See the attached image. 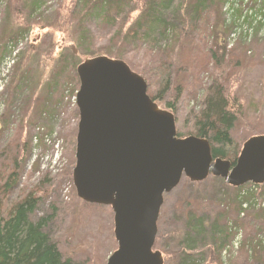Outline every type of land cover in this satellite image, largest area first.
<instances>
[{
  "label": "rangeland",
  "instance_id": "1",
  "mask_svg": "<svg viewBox=\"0 0 264 264\" xmlns=\"http://www.w3.org/2000/svg\"><path fill=\"white\" fill-rule=\"evenodd\" d=\"M195 1H175L174 9L175 6L181 7L180 12L170 16L168 21L171 28L174 26L177 36L164 42L160 51L149 50V54L145 47L143 51H136L135 60H131V56L127 60L132 68L141 73L156 61L153 59L163 58L170 63L173 81L176 80L173 88L180 89L181 97L177 103L175 99L168 100L175 108L169 111L176 116L178 130L183 136L188 133L189 121L201 113L205 88L212 83L211 69L216 64L209 66V55L217 53L220 57L224 52L218 49V32L225 26V17L221 14L224 2L219 1L217 7V0H200L201 9L195 7ZM229 1L236 4L233 11L241 10V5L245 4L244 14L248 16L244 17V22L254 28L250 30L253 32L246 42L247 46L239 45L226 50V60L230 63L228 59L232 55L234 67L224 64L227 72L231 73L226 92L237 98L243 109V120L236 124L233 131L234 139L242 143L252 135H264V0ZM64 2L69 5L70 0H42L36 8L37 5L32 6V0H0V150L14 137L20 143H29L26 164H23L27 169L20 173L18 188L10 196V203L16 202L22 194L35 191L42 200L33 220L54 215L47 232L58 243L63 256L82 264H106L118 248L114 237V214L109 207L92 206L81 201L76 196L72 173L76 165L79 123L75 103V95L80 87L77 67L86 59H91L95 50L107 43L97 44L96 48L94 42L92 45L85 43L81 50L75 39H71L64 28L55 24L56 11ZM201 12L207 18H202ZM208 35L212 37L205 39V42L203 37ZM37 43L39 48L31 50V45ZM7 44L9 48L6 49ZM15 51H19V54L11 70L6 67V62L15 56ZM124 52L130 53L131 49ZM207 64L208 68L205 67ZM160 104L168 110L163 103ZM48 137L56 139L53 143L60 140L61 145L51 149L43 142ZM36 138H39V144ZM32 161L40 162L41 172L37 171L38 166L34 167L35 171L29 169ZM43 173L49 174L43 189V192L49 191L48 196L36 191L41 186L38 181L45 175ZM59 174L61 178H57ZM241 188L242 193L249 196L248 204L258 198L256 204L262 202L264 186L247 184ZM234 194L221 178L212 176L200 183L184 178L165 197L155 247L164 254L165 264H177L174 254L181 250V237L185 232L183 226L190 216L185 206L203 203L205 210L198 215L204 217L206 230L218 221V225L226 229L221 238L222 244L232 239L227 237L230 235L227 231L229 218L237 215L244 201L243 194L240 204L233 203L230 198L224 199ZM193 213L196 214V210ZM263 214V209H255L250 214L254 218L239 225V228L245 227L242 250L251 252V249L259 248L257 256L249 264H264ZM225 237L230 240L225 242ZM243 237L237 242L240 243ZM206 244H211L210 240ZM235 257L239 258V255ZM235 257L228 264H235ZM238 263L242 264L241 261ZM218 264H223L221 258Z\"/></svg>",
  "mask_w": 264,
  "mask_h": 264
},
{
  "label": "water",
  "instance_id": "2",
  "mask_svg": "<svg viewBox=\"0 0 264 264\" xmlns=\"http://www.w3.org/2000/svg\"><path fill=\"white\" fill-rule=\"evenodd\" d=\"M77 55V51L72 47ZM77 197L110 207L117 250L106 264H164L153 251L164 195L182 178L212 175L232 187L264 184V136L249 139L236 165L213 161L207 140L177 138L175 117L147 94L144 78L121 60L86 59L77 67Z\"/></svg>",
  "mask_w": 264,
  "mask_h": 264
},
{
  "label": "trees",
  "instance_id": "3",
  "mask_svg": "<svg viewBox=\"0 0 264 264\" xmlns=\"http://www.w3.org/2000/svg\"><path fill=\"white\" fill-rule=\"evenodd\" d=\"M32 1V6L37 5V8L42 0ZM175 1L70 0L69 5L64 2L59 6L56 11L55 24L64 28L68 36L75 39L76 45L81 50L85 43L92 45L94 42L93 46L96 48L97 44L101 45L106 42L107 44L103 48L95 50L92 58L106 56L124 61L132 71L145 79L148 85L147 94L152 101L159 106L160 102L164 104L170 99H175V103H177L181 97V91L173 88V83L176 80L173 81V72L169 62L164 61L163 58L153 59L156 61L141 73L132 68L127 61L128 56H131V60L136 59L134 56L137 55L138 49L143 51L146 47L145 51L147 52L149 50L160 51L164 42H169L174 35L177 36L174 26L171 28L168 21L170 16L180 12L181 7L175 6L174 9ZM199 1L196 0L194 5L196 8L202 9V6H199ZM222 1L228 2L229 0ZM201 15L202 18L205 17L203 12ZM252 32L246 34V42L249 41ZM108 45L112 48H109ZM7 48H9L8 44ZM38 48L39 44L31 45V50ZM129 48L131 49L130 53L124 52ZM218 49L224 51L220 57L217 53L209 55L211 59L209 66L212 63L216 65L211 69L212 83L205 88L206 95L201 102V113L189 121L187 135L180 134L179 136L206 139L212 146L214 159L227 160L235 164L242 145L256 135L250 136L242 143H238L234 139L233 131L236 124L243 120V109L240 101L226 92V85L229 83L228 76L231 73L227 72L224 64L233 65L235 61L232 55L228 59L230 63L226 60L228 54L225 47L218 45ZM161 53L159 52V54ZM209 66L205 65L207 68ZM206 71L208 72V70ZM167 104L164 105L168 109L175 110L173 105L169 102ZM36 140L39 141V138ZM28 144L20 143L14 137L5 148L0 150V264H82L73 258L63 256L58 243L47 232L54 215L33 220L42 200L36 196L35 191L26 195L22 194L9 209L8 205H5V201H8L13 191L18 188L20 173L29 153ZM43 189L44 185H41L36 191L48 196L49 191L43 192ZM232 190L236 196L241 197L243 194L244 198L248 197L247 194L242 193V188H232ZM185 208L186 211H189L187 215L190 216L187 217L183 226L185 232L181 237V250L174 254L177 264H218L220 258L229 263L236 255L233 249L226 250L225 243L221 242V238L226 233L225 227L218 225V221H216L217 224L214 223L210 227L211 229L206 230L204 226L206 221L204 217L200 216L201 211L205 210L203 203L197 202L194 205L185 206ZM195 210L196 214L193 213ZM199 213L201 214L198 215ZM222 228L224 229L222 230ZM227 237L232 238L234 243L240 239V235H227ZM227 237L224 238L225 242L230 240ZM208 240L211 243L209 245L206 244ZM243 241L244 237L240 240V247H243ZM225 251L227 252L226 257L222 255ZM250 253L253 255L251 259L248 254L240 253L239 258L235 257L237 258L236 262L234 261L235 264L239 261L242 264H249L257 256V252L255 253L253 249Z\"/></svg>",
  "mask_w": 264,
  "mask_h": 264
},
{
  "label": "bare ground",
  "instance_id": "4",
  "mask_svg": "<svg viewBox=\"0 0 264 264\" xmlns=\"http://www.w3.org/2000/svg\"><path fill=\"white\" fill-rule=\"evenodd\" d=\"M219 1L223 2L222 0H217L216 1V6L217 7H218V4L220 3ZM244 5L245 4H242L241 5V7H242L241 10H239V11H233V10L236 9V4L235 3L230 2V1L222 3V5H221V14L223 15V17H225V26L222 28V30H220L218 32V33H220L219 36H218V39H220V43H219L220 46L237 48V47H239V45H246L245 36H246L247 32L249 33L250 30H252L254 28H251L248 23L244 22V20H245L244 17L248 16V15L244 14V12L246 11V10L243 9V6ZM211 37L212 36L208 35L206 37H203V40L204 41H205V39L208 40ZM249 54H251V52H249ZM9 74H7V75H9ZM159 107L162 110H165V111H168L169 112V109L166 110V109L162 108L161 106H159ZM172 114L174 115V113H172ZM174 117H176V116L174 115ZM179 135H180V132H179V130L177 128V138L178 139H186V138H189V137H183L182 138ZM190 137H194V136H190ZM254 137H257V136H254ZM49 138H52V137L46 138V140H43V142L46 145H49L51 149L54 148V146H57L58 147L59 145H61V141L60 140H57L56 143H53V141L56 140V139H49ZM195 138L202 139V138H198V137H195ZM76 139H77V137H76ZM204 140H206V139H204ZM39 143H40V141L37 142V144H39ZM209 144H210V142H209ZM210 149H211V154H212V146H211V144H210ZM212 158H213V155H212ZM36 159H37V157H36ZM216 160H221V159H214L213 158V161H216ZM221 161H227V160H221ZM228 162H230V161H228ZM33 163H34V165H32ZM235 165H236V163L235 164H232L231 163V168H233ZM29 166H30L29 169L30 170H34V171H35V168L34 167L35 166L36 167L38 166L37 171H40L41 164H40V162L37 163V161L36 162L32 161ZM25 168H26V165L23 167L22 170H25ZM40 172H37V173H40ZM43 174H45V175H43V177L40 179V181H38V183L40 185H44L45 182H46V180L49 179V176H48L49 174L48 173H43ZM61 177H62V175H60V174L57 176V178H61ZM210 177H212V175H210L209 178ZM72 179H73V177H72ZM223 182L227 186H229L230 188H234V189L241 188V187H239V188L232 187V186L228 185L224 180H223ZM76 194H77V192H76ZM225 197H226V199L227 198L228 199L230 198L233 201V203H235V202L236 203H239V204L241 203V197L240 196L230 195V196H225ZM261 198H262V202H260L259 205L256 204V201L259 198L257 200H254L253 202H251L249 204H248L249 196L247 198H244V201H242V203L240 204V209H239V212L237 213V215H234L235 217L232 216V217L229 218L230 225H229V228H228L227 231H229L228 233H230V235H240V238H241V235H244V231L243 230H244L245 227H243V228L240 227L239 228V225H241L242 223L248 221V219H253L254 218V215H250V214L255 209L258 210L259 208H261V209L264 210V195ZM9 200L10 199H8V201H5V205H8V209L11 208L15 204V202H13L11 204ZM66 200L69 201V198H66ZM92 206H94V205H92ZM262 216L264 218V214ZM84 217H85V215H84ZM225 247H227L226 250H228L229 248L233 249L235 255H240L239 253H241V254H248V256H249L250 259H251V257H253V255L249 251L242 250V247H240V246L239 247L235 246L234 245V241H232V240L230 242L225 243ZM258 249L259 248H257L256 250H254L255 253L258 252L257 251ZM222 255L224 257H226L227 252L225 251ZM222 262H223V264H228V262L225 261V260H223Z\"/></svg>",
  "mask_w": 264,
  "mask_h": 264
},
{
  "label": "built area",
  "instance_id": "5",
  "mask_svg": "<svg viewBox=\"0 0 264 264\" xmlns=\"http://www.w3.org/2000/svg\"><path fill=\"white\" fill-rule=\"evenodd\" d=\"M252 37V35H250V38ZM229 48H232V47H229ZM14 64V62L13 61H11V59H9L7 62H6V67L8 68L9 67V69L12 67V65ZM7 70V69H6ZM9 70H7V72H8ZM239 240V239H238ZM235 244V246H237V247H239L240 246V243L239 242H236V243H234Z\"/></svg>",
  "mask_w": 264,
  "mask_h": 264
}]
</instances>
